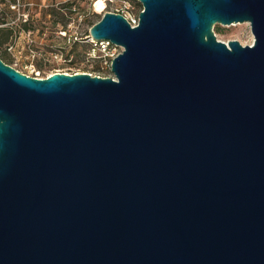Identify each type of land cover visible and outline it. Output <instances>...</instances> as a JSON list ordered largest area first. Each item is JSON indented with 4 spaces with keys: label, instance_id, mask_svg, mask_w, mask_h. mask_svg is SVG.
Masks as SVG:
<instances>
[{
    "label": "water",
    "instance_id": "water-1",
    "mask_svg": "<svg viewBox=\"0 0 264 264\" xmlns=\"http://www.w3.org/2000/svg\"><path fill=\"white\" fill-rule=\"evenodd\" d=\"M140 1L115 77L0 56V264H264V0Z\"/></svg>",
    "mask_w": 264,
    "mask_h": 264
},
{
    "label": "rangeland",
    "instance_id": "rangeland-1",
    "mask_svg": "<svg viewBox=\"0 0 264 264\" xmlns=\"http://www.w3.org/2000/svg\"><path fill=\"white\" fill-rule=\"evenodd\" d=\"M0 0V56L23 72L45 76L54 71H87L107 75L102 58L87 53L90 42L84 37L105 10L139 15L140 0ZM104 9V11H102ZM97 11H102L97 12ZM28 13L23 20L22 13ZM217 38H236L251 44L254 35L249 22L215 23Z\"/></svg>",
    "mask_w": 264,
    "mask_h": 264
},
{
    "label": "built area",
    "instance_id": "built-area-1",
    "mask_svg": "<svg viewBox=\"0 0 264 264\" xmlns=\"http://www.w3.org/2000/svg\"><path fill=\"white\" fill-rule=\"evenodd\" d=\"M105 1H107V0H105ZM95 2H96V0H94L92 3L93 7L95 5ZM103 11H104V9H103ZM115 12L123 13L127 17V19L129 20L131 25H136L138 23V20H139L138 15H132V14L127 13V12L126 13L122 12L120 10H115ZM22 16H23V20L26 21L28 18V13L24 12V13H22ZM2 25L3 24H0V27ZM84 37L91 44L88 51H87L88 55L90 57H94V56L101 57L102 58V65L109 66V68H110V73L107 75L115 77L114 73L111 70V62H112L113 57H115L118 53H120L122 51L123 47L120 44L113 42L111 39L95 38L92 35H90L89 33L85 34ZM11 65L16 67L15 64H11ZM25 73L30 74V75L40 76L39 73H34V74H33V72L32 73L25 72ZM90 73L91 74H99V73H92V72H90ZM99 75H102V74H99Z\"/></svg>",
    "mask_w": 264,
    "mask_h": 264
},
{
    "label": "bare ground",
    "instance_id": "bare-ground-1",
    "mask_svg": "<svg viewBox=\"0 0 264 264\" xmlns=\"http://www.w3.org/2000/svg\"><path fill=\"white\" fill-rule=\"evenodd\" d=\"M97 1H100V0H96V2H97ZM101 1H103V3H104V6H105V4H106V1H105V0H101ZM96 2H95V5H94V10H96V9H95ZM102 11H103V10H102ZM102 11H97V12H100V13H101Z\"/></svg>",
    "mask_w": 264,
    "mask_h": 264
}]
</instances>
